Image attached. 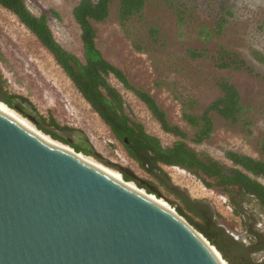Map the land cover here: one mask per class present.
Returning <instances> with one entry per match:
<instances>
[{"label": "rangeland", "instance_id": "1", "mask_svg": "<svg viewBox=\"0 0 264 264\" xmlns=\"http://www.w3.org/2000/svg\"><path fill=\"white\" fill-rule=\"evenodd\" d=\"M77 2L25 0L33 13L46 11L55 39L65 49L82 57L80 28L72 15V8ZM177 3L184 8L183 20L177 16ZM219 6H222L221 12L218 11ZM116 9V2H113L109 17L96 24V43L103 56L120 68L130 83L153 94L172 122L188 130L181 119V101L196 98L199 103L197 111L201 110L217 95L213 79L219 75L225 76L241 92L245 117L250 120L249 132L243 130L240 124L213 115L215 126L211 136L200 144L190 145L226 165H231L224 155L226 150L260 157L258 141L264 139V0H148L142 22L137 27L139 30L134 35L136 40L143 42L144 49L141 51L135 49L132 40L125 36L117 20ZM51 11L56 15L51 14ZM219 15L226 18L221 32H211V37L205 38L201 29L211 31ZM148 27L160 30L161 38L156 44L150 43ZM219 44L238 52L255 67L259 75L242 70L216 69L211 54ZM189 48L206 53L194 59L187 53ZM0 72L6 78L8 90L27 99L32 108L46 120L50 116L60 126L82 131L104 159L129 169L141 178L148 177L111 136L51 53L14 14L1 5ZM109 81L121 93L128 111L143 123L148 132L159 137L164 145H169L175 139L161 130L146 106L131 91L113 76L109 77ZM164 169L172 182L191 197L208 200L220 213V224L234 237L244 235L242 220L233 213L225 195L206 188L197 177L179 167L164 166ZM258 179L264 185V179ZM155 196L174 210L163 195ZM245 206L252 217L258 221L262 219L258 218L256 206L252 203H246Z\"/></svg>", "mask_w": 264, "mask_h": 264}, {"label": "trees", "instance_id": "2", "mask_svg": "<svg viewBox=\"0 0 264 264\" xmlns=\"http://www.w3.org/2000/svg\"><path fill=\"white\" fill-rule=\"evenodd\" d=\"M113 2H116L117 20L125 36L132 40L135 49L143 50L144 45L141 44L143 42L136 40L134 35L136 36L135 32L139 30L137 27L142 22L148 0H78L72 8V15L80 28L82 57L65 49L55 39L46 11L33 13L25 0H0V5L14 14L51 53L91 110L108 128L111 136L148 177L127 174L121 166L104 159L88 140L80 144L68 142L48 126L68 127L58 125L50 116L46 120L39 115L38 123L34 125L43 133L52 136L51 138L69 145L75 152L91 156L117 170L124 180L133 181L147 193L163 195L179 215L214 245L228 264H264V258L253 255L261 250L264 233L256 227L258 219L250 216L251 221L248 222L244 217L247 210L245 204L252 203L256 206L258 218H264V185L258 179H264V139L258 141L260 155L258 158L239 151L226 150L224 155L231 165H226L190 145L200 144L211 136L215 126L213 115L240 124L243 130L249 132L250 120L245 117V107L239 88L225 76H216L213 85L217 95L208 101L204 108L197 111L199 103L193 97L181 101V119L190 130L172 122L153 94L141 86L130 83L125 73L107 60L97 46L96 24L104 22L109 17ZM175 9L178 18L183 20L184 8L177 3ZM218 11H222V6H219ZM50 13L56 15L54 11ZM219 16L211 31L201 29L200 32L205 38H210L211 32L217 34L221 32L226 18L223 15ZM147 33L150 43L156 44L160 41L159 28L148 27ZM187 53L195 59L204 56L206 51L189 48ZM211 57L213 66L218 70L234 69L259 75L251 63L224 45H217ZM110 76L117 79L146 106L161 130L175 137L169 145H164L159 137L148 132L143 123L132 116L121 93L110 83ZM19 98L29 102L8 90L6 78L0 72V101L24 115L20 111L24 110V107L18 101ZM164 166L179 167L197 177L206 188L215 189L225 195L233 213L242 220L244 236L235 238L228 232L220 224L221 215L213 205L206 199L191 197L185 190L175 185Z\"/></svg>", "mask_w": 264, "mask_h": 264}, {"label": "water", "instance_id": "3", "mask_svg": "<svg viewBox=\"0 0 264 264\" xmlns=\"http://www.w3.org/2000/svg\"><path fill=\"white\" fill-rule=\"evenodd\" d=\"M18 101L38 123L32 105ZM48 128L70 143L88 140L77 129ZM174 210L0 109V264H222L214 245Z\"/></svg>", "mask_w": 264, "mask_h": 264}, {"label": "bare ground", "instance_id": "4", "mask_svg": "<svg viewBox=\"0 0 264 264\" xmlns=\"http://www.w3.org/2000/svg\"><path fill=\"white\" fill-rule=\"evenodd\" d=\"M0 109L2 111L6 112L7 114L11 115L13 118H15L20 123H22L25 126H27L29 129H31L36 134H38V135L42 136L43 138L47 139L52 145H54L56 147H59V148H62V149H65L67 151L76 153V155L79 158H81L83 161H85L86 163H88V164L94 166L95 168L99 169L101 172L105 173L109 177H111V178L123 183L124 185H126L127 187H130L131 189H134V190L138 191L139 193H142V194L146 195L149 199L155 201L156 203L160 204L161 206L172 210V208L166 202H164L162 200H159L155 195L145 192L143 189L137 187L131 181L124 180L122 178L121 174L119 172L115 171L114 169L108 168V167L98 163L97 161H95L90 156L84 155L83 153H80V152H75V150L72 149L69 145L58 141L59 139L56 140L54 138H51L52 136H49V135L43 133L41 130L36 128V126H34V124L32 122H30L27 118H25L24 116L19 114L14 109H12L9 106H7L4 102L0 101ZM211 249L213 250V252L215 253L216 257L219 259V261H221L222 264H228L223 259L221 254L215 248L211 247Z\"/></svg>", "mask_w": 264, "mask_h": 264}, {"label": "flooded vegetation", "instance_id": "5", "mask_svg": "<svg viewBox=\"0 0 264 264\" xmlns=\"http://www.w3.org/2000/svg\"><path fill=\"white\" fill-rule=\"evenodd\" d=\"M24 110H25V108H24ZM261 221H262V220H261ZM256 227H257L258 229L260 228L261 231L264 233V228L261 227V226L259 225V221L256 223ZM253 255L256 256L257 258H264V257H263V256H264V239H263V241H262V248H261V250L255 252Z\"/></svg>", "mask_w": 264, "mask_h": 264}, {"label": "built area", "instance_id": "6", "mask_svg": "<svg viewBox=\"0 0 264 264\" xmlns=\"http://www.w3.org/2000/svg\"><path fill=\"white\" fill-rule=\"evenodd\" d=\"M261 220L259 221V225L264 228V218H262ZM235 238H237V237H235Z\"/></svg>", "mask_w": 264, "mask_h": 264}]
</instances>
